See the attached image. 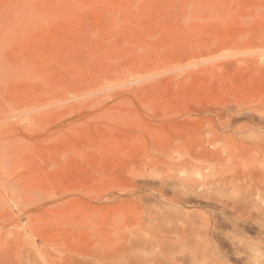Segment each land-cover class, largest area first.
I'll list each match as a JSON object with an SVG mask.
<instances>
[{
	"label": "rangeland",
	"instance_id": "obj_1",
	"mask_svg": "<svg viewBox=\"0 0 264 264\" xmlns=\"http://www.w3.org/2000/svg\"><path fill=\"white\" fill-rule=\"evenodd\" d=\"M0 36L5 166L26 206L56 234L84 223L86 247L101 236V264H182L146 244L151 162L176 136H264L223 112L264 103V0H0Z\"/></svg>",
	"mask_w": 264,
	"mask_h": 264
},
{
	"label": "bare ground",
	"instance_id": "obj_2",
	"mask_svg": "<svg viewBox=\"0 0 264 264\" xmlns=\"http://www.w3.org/2000/svg\"><path fill=\"white\" fill-rule=\"evenodd\" d=\"M4 99L0 77V264H101V233L96 225L87 224L100 236L92 246L83 245L82 234H76L84 223L56 234L59 225L57 230L47 227L26 206L31 187L15 178V173L8 176ZM240 100L229 103L223 112L232 120L264 122V103L245 107ZM156 157L151 162V181L162 189L155 231L145 234L146 244H155L159 255L162 244L179 246L181 251L173 257L176 263L219 264L225 257L237 264H264V136H176ZM168 201L176 208L172 215L161 211ZM181 208H194L185 216L192 214L196 219L184 220ZM219 218L225 219L222 224ZM217 237L227 251L215 250ZM67 242L73 243L71 250ZM131 244L129 240L124 246L131 248Z\"/></svg>",
	"mask_w": 264,
	"mask_h": 264
}]
</instances>
